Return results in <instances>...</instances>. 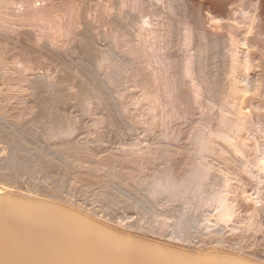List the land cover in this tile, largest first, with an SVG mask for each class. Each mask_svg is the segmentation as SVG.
I'll return each mask as SVG.
<instances>
[{
    "label": "rangeland",
    "instance_id": "rangeland-1",
    "mask_svg": "<svg viewBox=\"0 0 264 264\" xmlns=\"http://www.w3.org/2000/svg\"><path fill=\"white\" fill-rule=\"evenodd\" d=\"M4 191L264 264V0H0Z\"/></svg>",
    "mask_w": 264,
    "mask_h": 264
},
{
    "label": "bare ground",
    "instance_id": "bare-ground-1",
    "mask_svg": "<svg viewBox=\"0 0 264 264\" xmlns=\"http://www.w3.org/2000/svg\"><path fill=\"white\" fill-rule=\"evenodd\" d=\"M10 193L0 194V264L260 263L232 252L190 254L160 246L118 234L49 199Z\"/></svg>",
    "mask_w": 264,
    "mask_h": 264
}]
</instances>
